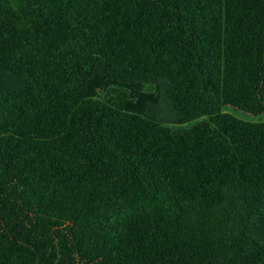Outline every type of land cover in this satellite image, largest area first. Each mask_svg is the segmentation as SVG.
<instances>
[{"label": "trees", "instance_id": "1", "mask_svg": "<svg viewBox=\"0 0 264 264\" xmlns=\"http://www.w3.org/2000/svg\"><path fill=\"white\" fill-rule=\"evenodd\" d=\"M226 106L264 115V0H0V264H264Z\"/></svg>", "mask_w": 264, "mask_h": 264}, {"label": "rangeland", "instance_id": "2", "mask_svg": "<svg viewBox=\"0 0 264 264\" xmlns=\"http://www.w3.org/2000/svg\"><path fill=\"white\" fill-rule=\"evenodd\" d=\"M224 112H228L231 113L233 115H235L236 117L243 119V120H247V121H254V122H264V115H260V116H251V115H247L245 113H243L242 111L236 110L233 107L230 106H226L223 108ZM195 123V121L190 122V123H186L184 124L183 127L187 128L192 126Z\"/></svg>", "mask_w": 264, "mask_h": 264}]
</instances>
